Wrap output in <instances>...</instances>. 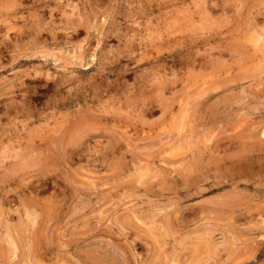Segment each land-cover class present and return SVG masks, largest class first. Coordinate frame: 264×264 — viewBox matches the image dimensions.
Returning a JSON list of instances; mask_svg holds the SVG:
<instances>
[{"label": "rangeland", "instance_id": "1", "mask_svg": "<svg viewBox=\"0 0 264 264\" xmlns=\"http://www.w3.org/2000/svg\"><path fill=\"white\" fill-rule=\"evenodd\" d=\"M262 28L264 0H0V264H264Z\"/></svg>", "mask_w": 264, "mask_h": 264}, {"label": "bare ground", "instance_id": "2", "mask_svg": "<svg viewBox=\"0 0 264 264\" xmlns=\"http://www.w3.org/2000/svg\"><path fill=\"white\" fill-rule=\"evenodd\" d=\"M256 26H257V25H256ZM262 29H263V28H262ZM252 31H254V30H252ZM255 31H256V30H255ZM254 33L256 34V32H254ZM257 34H258V33H257ZM260 34H264V29L260 32ZM252 35H253V34H252ZM256 36H257V35H256ZM256 36L254 35V37H256ZM250 38H252V37H250ZM256 38H258V37H256ZM260 38H261V36H260ZM263 39H264V36H263ZM253 40H255V39H253ZM253 40H251V41H253ZM249 41H250V40H249ZM256 41H257V40H255L254 42L256 43ZM262 41H263V40H262ZM254 42H252V43L254 44ZM247 44H249V43L247 42ZM253 46H254V45H253ZM254 47H255V50H256V48H257V49H258L257 51H260V50H261L262 53H264V42H263V44H259V46L255 44ZM248 48H249V47H248ZM233 49H234V48H233ZM249 49H250V48H249ZM251 50H252V48H251ZM239 51H240V50H239ZM253 52H254V51H253ZM258 53H260V52H258ZM253 55H254V54H253ZM255 55H256V54H255ZM262 56H263V54H262ZM229 57H231V56H229ZM257 58H258V57H257ZM229 59H230V58H229ZM231 59H232V57H231ZM254 59H255V58H254ZM260 59H261V58H260ZM262 60H263V59H262ZM256 61H257V59H256ZM257 62H258V61H257ZM259 62H260V61H259ZM259 64H260V63H259ZM263 64H264V63H263ZM261 67H262V65H261ZM261 67H260V68H261ZM262 68H263V67H262ZM259 70H260V69H259ZM251 71H252V70H251ZM256 71H257V70H256ZM259 72H261V71H259ZM261 73H263V72H261ZM223 74H224V73H223ZM251 74H252V73H251ZM242 76H243V75H242ZM253 76H254V75H253ZM251 77H252V76H251ZM254 79H255V78H254ZM229 81H231V80H229ZM263 82H264V81H263ZM226 83H227V82H226ZM260 83H261V82H260ZM258 84H259V83H258ZM221 85H222V84H221ZM253 86H254V85H253ZM259 86H260V85H259ZM213 87H214V86H213ZM200 90H201V89H200ZM200 90H199V91H200ZM260 90H261V89H260ZM214 91H215V90H214ZM226 92H227V91H226ZM204 93H205V92H204ZM207 93H208V92H207ZM205 95H206V94H205ZM200 96H201V94H200ZM202 96H203V95H202ZM256 96H257V95H256ZM193 100H194V99H193ZM262 100H263V98H262ZM223 102H224V101H223ZM222 105H223V104H222ZM228 105H229V104H228ZM218 107H219V106H218ZM209 110H211V109H209ZM184 112H185V109H184ZM184 112H183V113H184ZM218 114H219V113H218ZM209 115H210V114H209ZM215 115H216V114H215ZM215 115H213V116H215ZM180 116H181V115H180ZM183 116H184V114H183ZM210 116H211V115H210ZM213 116H212V117H213ZM181 117H182V116H181ZM215 117H216V116H215ZM182 119H183V118H182ZM213 119H214V118H213ZM80 127H81V126H80ZM76 128H77V127H76ZM79 129H80V128H79ZM83 129H84V128H83ZM83 129H82V130H83ZM80 130H81V129H80ZM82 130H81V131H82ZM92 130H93V129H92ZM93 131H94V130H93ZM123 132L125 133V131H123ZM187 132H188V131H187ZM66 133H67V132H66ZM78 133H79V132H78ZM82 133H83V132H82ZM85 133H86V131H85ZM74 134H77V132L74 133ZM74 134H73V135H74ZM83 134H84V133H83ZM81 135H82V134H81ZM81 135H80V136H81ZM127 135H128V134H127ZM163 135H164V134H163ZM247 135H248V134H247ZM254 135H256V134H254ZM75 136H76V135H74V137H75ZM77 136H78V135H77ZM248 136H249V135H248ZM124 137H125V136H124ZM127 137H128V136H127ZM177 137H178V136H177ZM62 138H63V137H62ZM80 138H81V137H80ZM80 138H79V139H80ZM125 138H126V137H125ZM125 138H124V139H125ZM128 138H129V137H128ZM173 138H174V137H173ZM175 138H176V137H175ZM188 138H190V137H188ZM231 138H232V137H231ZM72 139H73V138H72ZM112 139H113V137H112ZM232 139H233V138H232ZM232 139H231V140H232ZM239 139H240V138H239ZM80 140H81V139H80ZM80 140H79V141H80ZM127 140H128V139H127ZM177 140H178V139H177ZM251 140H252V139H251ZM259 140H260V139H259ZM68 141H69V139H68ZM76 141H77V139H76ZM125 141H126V140H125ZM247 141H248V140H247ZM66 142H67V141H66ZM115 142H116V141H115ZM118 142H119V141H118ZM254 142H255V141H254ZM159 143H160V141H159ZM161 143H164V142H161ZM161 143H160V144H161ZM171 143H172V141H171ZM248 143H250V142H248ZM261 143H263V142L261 141ZM67 144H68V143H67ZM74 144H75V143H74ZM77 144H78V143H77ZM77 144H76V145H77ZM114 144H115V143H114ZM114 144H113V145H114ZM181 144H182V143H181ZM181 144H179V145H181ZM218 144H219V143H218ZM243 144H244V143H243ZM250 144H251V143H250ZM257 144H260V142H259V143L257 142ZM118 145H119V143H118ZM127 145H128V144H127ZM215 145H216L215 147H217V144H216V143H215ZM220 145H221V143H220ZM51 146H53V143H52ZM240 146H241V145H240ZM243 146H244L245 148H246V147H249V146H246V145H243ZM243 146H241V147H243ZM251 146H253V145L251 144ZM35 147H36V146H35ZM58 147H59V146H58ZM64 147H65V148H68V147H66V145H65ZM70 147H71V146H70ZM119 147H120V146H119ZM129 147H130V146H129ZM213 147H214V145H213ZM218 147H219V146H218ZM33 148H34V147H33ZM53 148H54V146H53ZM73 148H74V146H73ZM75 148H76V147H75ZM133 148H134V147H133ZM145 148H146V147H145ZM251 148L253 149V148H255V147H251ZM24 149H26V148H24ZM31 149H32V148H31ZM34 149H35V148H34ZM62 149H63V148H61V150H62ZM38 150H39V149H38ZM65 150H67L68 152L70 151V150H68V149H65ZM241 150H242V149H241ZM241 150H240V151H241ZM244 150H245V149H244ZM250 150H251V149H250ZM22 151H24V150H22ZM27 151H28V150H27ZM27 151H25V152H27ZM39 151H40V150H39ZM88 151H90V150H88ZM254 151H255V150H254ZM62 152H63V151H62ZM228 152H229V151H228ZM27 153H28V152H27ZM33 153H35V152L33 151ZM37 153H38V151H36V154H37ZM39 153H40V152H39ZM41 153H42V152H41ZM41 153H40V154H41ZM43 153H44V152H43ZM29 154H30V153H29ZM67 154H68V153H67ZM67 154H66V155H67ZM241 154H242V152H241ZM244 155H245V154H244ZM23 156H24V155H23ZM67 156H68V155H67ZM230 156H231V155H230ZM230 156H229V157H230ZM31 158H32V157H31ZM26 159H27V158H26ZM32 159H33V158H32ZM19 160H20V159H19ZM98 160H99V159H98ZM98 160H97V161H98ZM223 160H224V159H223ZM22 161H23V160H22ZM36 161H37V160H36ZM64 161H65V160H64ZM26 162H28V161L26 160ZM37 162H38V161H37ZM90 162H91V161H90ZM92 162H93V161H92ZM21 163H23V162H21ZM21 163H20V164H21ZM35 164H36V163H35ZM135 164H136V163H135ZM216 164H217V163H216ZM18 165H19V163H18ZM18 165H17V166H18ZM13 166H15V165H13ZM25 166H27V165H25ZM29 166H30V163H29ZM38 166H39V165H38ZM13 168H14V167H13ZM19 168H20V167H19ZM26 168H27V167H26ZM29 168H30V167H29ZM17 169H18V167H17ZM31 169H32V168H31ZM136 169H137V167H136ZM139 169H141V168H139ZM231 169H232V168H231ZM15 170H16V169H15ZM28 171H29V170H28ZM32 171H33V170H32ZM246 171H247V170H246ZM12 172H13V174H14V172H16V171H12ZM21 172H22V171H21ZM23 172H24V171H23ZM226 172H227V171H226ZM166 173H167V171H166ZM231 173H232V172H231ZM16 174H17V173H16ZM151 177H152V176H151ZM255 177H256V176H255ZM245 178H246V177H245ZM260 178H261V177H260ZM253 179H254V178H253ZM43 181H44V180H43ZM255 183H256V182H255ZM25 186H26V185H25ZM44 186H45V185H44ZM161 186H162V185H161ZM236 186H237V185H236ZM245 186H246V185H245ZM247 186H248V185H247ZM247 186H246V187H247ZM19 187L21 188V186H19ZM93 187H94V186H93ZM95 187H96V186H95ZM39 188H40V187H39ZM15 190H16V189H15ZM31 190H32V189H31ZM83 190H84V189H83ZM143 190H144V189H143ZM145 190H146V189H145ZM4 191H5V190H4ZM18 191H19V190H18ZM33 191H34V190H33ZM2 192H3V191H2ZM22 192H24V191H22ZM238 192H239V191H238ZM6 193H7V191H6ZM243 193H244V192H243ZM30 194H32V193H30ZM229 194H230V193H229ZM229 194H228V195H229ZM14 195H15V194H14ZM19 195H20V194H19ZM22 195H23V194H22ZM226 196H227V194H226ZM22 197H23V196H22ZM242 197H243V196H242ZM137 198H138V197H137ZM225 198H226V197H225ZM27 200H28V199H27ZM215 200H216V199H215ZM15 201H16V200H15ZM210 202H211V201H210ZM210 202H209V203H210ZM26 203H27V202H26ZM30 203H31V202H30ZM32 203H33V202H32ZM3 204H4V203H3ZM18 204H19V203H18ZM33 204H34V203H33ZM218 204H220V203H218ZM218 204H216V206H217ZM221 204H222V203H221ZM6 205H7V204H6ZM28 205H29V204H28ZM262 205H263V204H262ZM216 206H215V207H216ZM218 206H220V205H218ZM221 206H222V205H221ZM232 206H233V205H232ZM245 206H246V205H245ZM26 207H27V206H26ZM30 207H31V206H30ZM261 207H262V206H261ZM38 208H39V207H38ZM234 208H235V207H234ZM259 208H260V207H259ZM0 209H1V207H0ZM154 209H155V208H154ZM2 210H3V209H2ZM5 210H6V209H5ZM5 210H4V211H5ZM32 210H34V209H32ZM32 210H31V211H32ZM53 210H54V209H53ZM234 210H235V209H234ZM257 210H258V209H257ZM18 211H19V210H18ZM175 211H176V210H175ZM213 211H214V210H213ZM258 211H260V210H258ZM16 212H17V210H16ZM32 212H33V211H32ZM192 212H193V211H192ZM256 212H257V211H256ZM17 213H18V212H17ZM19 213H20V211H19ZM129 213H130V212H129ZM247 213H249V212H247ZM15 214H16V213H15ZM208 214H209V213H208ZM231 214H232V213H231ZM250 214H251V213H250ZM256 214H257V213H256ZM5 215H6V214H5ZM20 215H21V214H20ZM26 215H27L28 217H30V218H34L33 216L28 215L27 213H26ZM26 215H25V216H26ZM34 215H35V214H34ZM136 215H137V214H136ZM2 216H3V214H2ZM128 216H131V215H128ZM134 216H135V215H134ZM158 216H159V215H158ZM242 216H244V215H242ZM260 216H261V214H260ZM3 217H4V216H3ZM131 217H132V216H131ZM141 217H142V216H141ZM24 218H27V217H24ZM125 218H126V217H125ZM133 218H134V217H133ZM145 218H147V216H146ZM27 219H28V218H27ZM2 220H3V218H2ZM31 220H32V219H31ZM34 220H35V219H34ZM39 220H40V219H39ZM134 220H135V219H134ZM5 221H6V220H5ZM17 221H18V220H17ZM127 221H128V220H127ZM151 221H152V218H151ZM249 221H250V220H249ZM30 222H31V221H30ZM32 222H33V221H32ZM128 222H129V221H128ZM144 222H146V221H144ZM149 222H150V221H149ZM18 223H20V222L18 221ZM27 223H28V222H27ZM133 223H134V222H133ZM135 223H136V222H135ZM135 223H134V225H136ZM129 224H130V222H129ZM131 224H132V223H131ZM142 224H143V223H142ZM148 224H150V223H148ZM160 224H161V223H160ZM7 225H8V224H7ZM33 225L36 226L34 223H33ZM1 226H2V224H1ZM8 226H9V225H8ZM8 226H7V227H8ZM24 226H26V225H24ZM136 226H137V225H136ZM136 226H134V228H135ZM146 226H147V225H146ZM157 226H158V225H157ZM162 226H163V224H162ZM139 227H140V226H138V228H139ZM148 227L152 228L153 226H148ZM158 227H159V226H158ZM160 227H161V226H160ZM164 227H165V226H164ZM255 227H256V226H255ZM258 227H259V226H258ZM260 227H261V226H260ZM260 227H259V228H260ZM3 228H4V227H3ZM5 228H6V227H5ZM5 228H4V229H5ZM26 228H27V227H26ZM32 228H33V227H32ZM162 228H163V227H162ZM165 228H166V227H165ZM256 228H257V227H256ZM8 229H9V228H7V230H8ZM41 229H42V228H41ZM135 229H137V227H136ZM154 229H155V227H154ZM7 230H6V231H7ZM27 230H28V229H27ZM145 230H147V228H145ZM145 230H142V232L145 231ZM156 230H157V229H156ZM156 230H155V231H156ZM8 231H9V230H8ZM161 231H162V230H161ZM10 232H11V231H10ZM135 232L137 233V232H139V231H135ZM153 232H154V231H153ZM156 232H157V231H156ZM27 233H28V232H27ZM30 233H31V232H30ZM145 233H146V231H145ZM145 233H144V234H145ZM147 233H148V232H147ZM149 233H151V232H149ZM163 233H164V232H163ZM200 233H201V232H200ZM200 233H199V234H200ZM203 233H204V232H203ZM10 234H11V233H10ZM138 234H139V233H138ZM193 234H194V233H193ZM147 235H148V234H147ZM150 235L153 236V234H150ZM154 235H155V233H154ZM158 235H159V234H158ZM158 235H157V237H158ZM3 236H4V235H3ZM3 236H2V237H3ZM27 236H28V235H27ZM148 236H149V235H148ZM152 236H151V237H152ZM16 237H17V236H16ZM16 237H15V238H16ZM31 237H32V236H31ZM149 237H150V236H149ZM5 238H6V237H5ZM3 239H4V238H3ZM151 239H153V238H151ZM154 239L157 240L156 237H154ZM154 239H153V240H154ZM159 239H160V237H159ZM1 240H2V239H1ZM35 240H36V239H35ZM138 240H139V239H138ZM155 240H154V241H155ZM161 240H162V239H161ZM44 241H45V240H44ZM139 241H140V240H139ZM4 242H5V241H4ZM46 242H47V241H46ZM155 242H156V241H155ZM143 243H145V242H143ZM153 243H154V242H153ZM156 243H157V242H156ZM159 243H160V241H159ZM161 243H162V241H161ZM26 244H27V243H26ZM162 244H163V243H162ZM162 244H161V245H162ZM5 245H6V244H5ZM141 245H142V244H141ZM27 247H28V246H27ZM158 247H159V244H158ZM159 248H160V247H159ZM159 248H158V249H159ZM156 249H157V248H156ZM9 250H10V249H9ZM10 251H11V250H10ZM13 251H14V250H13ZM15 252H16V251H15ZM23 253H24V252H23ZM27 253H28V252H27ZM52 256H53V255H52ZM24 258H25V257H24ZM35 262H37V261H35ZM35 264H36V263H35ZM174 264H175V263H174Z\"/></svg>", "mask_w": 264, "mask_h": 264}]
</instances>
